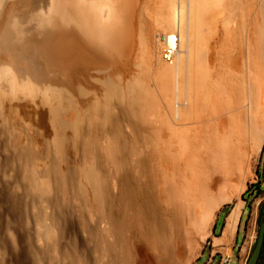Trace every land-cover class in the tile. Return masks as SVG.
<instances>
[{
    "label": "rangeland",
    "instance_id": "rangeland-1",
    "mask_svg": "<svg viewBox=\"0 0 264 264\" xmlns=\"http://www.w3.org/2000/svg\"><path fill=\"white\" fill-rule=\"evenodd\" d=\"M95 1L94 22L117 29L120 45L109 36L83 55L68 48L24 54L0 44V264H194L211 247L219 212L244 201L254 184L259 192L247 194L232 257L246 264L264 212V132L239 177L202 148L183 169L179 130L189 126L193 138L195 128L178 118L188 104L176 77L162 74L176 61L175 54L169 64L162 59L164 35L178 37L180 23L196 19L204 29L215 22L222 41L239 15L228 20L226 0H173L177 21L163 28L157 23L169 0ZM53 4L0 0V43L10 28L12 41L40 38ZM192 4L200 5L196 18ZM30 56L40 59L38 74L25 63ZM208 198L214 205L200 228L199 201Z\"/></svg>",
    "mask_w": 264,
    "mask_h": 264
},
{
    "label": "bare ground",
    "instance_id": "bare-ground-1",
    "mask_svg": "<svg viewBox=\"0 0 264 264\" xmlns=\"http://www.w3.org/2000/svg\"><path fill=\"white\" fill-rule=\"evenodd\" d=\"M225 2L228 20L238 14V24L227 29L222 41H219L214 34L217 30L215 22L206 25V29L202 28L196 19L188 25L184 21L179 22L181 28L176 37L178 42L175 43L176 61L173 68L163 67L162 74L176 77L174 79H177L180 100L188 104L187 108L181 110L178 118L186 125L193 124L191 128H195L194 133L191 130L194 134L193 138L191 134L190 137L187 135L189 126L179 130L180 149L176 161L181 166L175 164L180 167L184 165L183 169H187L188 166L190 168L193 164L192 159L196 157L198 149L202 148L204 152L207 151L209 155L217 159L222 167L225 166L228 174L239 177L242 172L248 170L251 158L259 148L264 132V0L258 7L255 0H226ZM167 5L166 14L157 23L163 28H171L177 21L173 14L175 9L173 0H169ZM98 6L99 3L95 0H54L50 13L42 19L43 27L46 26V28L44 30L41 28L43 31L39 29L40 38L35 39L34 35L22 41L21 39L12 41V38H9L11 35L15 36L17 30L15 29L14 32L10 28L6 31V38L0 44L24 54L30 49L40 52L66 51L67 48L97 49L109 36L111 44L120 45L122 37L117 29L106 28L103 24L101 26L95 23ZM198 8H200L199 4H192L188 10L189 16L196 18ZM73 9L75 16L71 12ZM108 19H106L108 23L111 22L109 17ZM100 21L103 22V18ZM114 22L113 25L117 24ZM174 38L175 35L171 34L169 42ZM231 47L235 48L233 55L229 51ZM245 57L248 58L246 68L242 66ZM39 60L30 56L25 63L31 71L38 74L41 70ZM135 89L144 93L143 87L139 85ZM176 165L174 167L177 168ZM179 169L181 168L176 170L179 172ZM183 169L181 170L185 173ZM92 182L95 186L97 185L96 181ZM200 201L201 213L198 220L194 222L201 228L204 225V212L207 213L214 202L210 198L203 203ZM195 204L194 208H198L199 206L196 207L198 204L196 206ZM182 205L184 210L185 206ZM233 213L229 223L230 228L233 227L236 217V213ZM194 222L192 220V224Z\"/></svg>",
    "mask_w": 264,
    "mask_h": 264
},
{
    "label": "crops",
    "instance_id": "crops-1",
    "mask_svg": "<svg viewBox=\"0 0 264 264\" xmlns=\"http://www.w3.org/2000/svg\"><path fill=\"white\" fill-rule=\"evenodd\" d=\"M236 210V211H235ZM235 212V221L233 227L229 225L232 215ZM244 214H246L245 202L240 201L234 207L220 211L211 230V247L197 257L194 264H240L232 259L236 251L237 242L240 236V225ZM220 227L218 228V225ZM227 233V234H226ZM243 248V247H242ZM240 250L239 253L243 254Z\"/></svg>",
    "mask_w": 264,
    "mask_h": 264
},
{
    "label": "water",
    "instance_id": "water-1",
    "mask_svg": "<svg viewBox=\"0 0 264 264\" xmlns=\"http://www.w3.org/2000/svg\"><path fill=\"white\" fill-rule=\"evenodd\" d=\"M261 251L263 252V256H264V212L262 214V220L259 224L257 239L247 259L246 264H256L259 259Z\"/></svg>",
    "mask_w": 264,
    "mask_h": 264
},
{
    "label": "built area",
    "instance_id": "built-area-1",
    "mask_svg": "<svg viewBox=\"0 0 264 264\" xmlns=\"http://www.w3.org/2000/svg\"><path fill=\"white\" fill-rule=\"evenodd\" d=\"M170 36H171V34L170 35L166 34L163 36V39H162V44H163L162 59L167 64L172 62L174 54H175L176 37L174 38V40L169 42Z\"/></svg>",
    "mask_w": 264,
    "mask_h": 264
},
{
    "label": "trees",
    "instance_id": "trees-1",
    "mask_svg": "<svg viewBox=\"0 0 264 264\" xmlns=\"http://www.w3.org/2000/svg\"><path fill=\"white\" fill-rule=\"evenodd\" d=\"M254 184L249 185L248 188L243 192L242 194V199L245 201V208L248 209L249 208V201L247 199V194H249L250 191H252L254 189ZM255 193L259 192V189H254ZM264 256H263V252L261 251L259 259L257 261L256 264H258L261 260H263Z\"/></svg>",
    "mask_w": 264,
    "mask_h": 264
}]
</instances>
